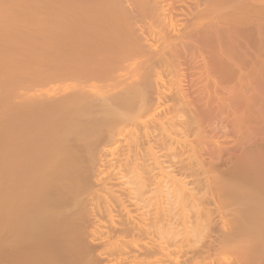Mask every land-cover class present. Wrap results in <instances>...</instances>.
<instances>
[{"label":"bare ground","instance_id":"bare-ground-1","mask_svg":"<svg viewBox=\"0 0 264 264\" xmlns=\"http://www.w3.org/2000/svg\"><path fill=\"white\" fill-rule=\"evenodd\" d=\"M173 3L0 0L1 39L19 21L26 28L14 31L27 42L18 36L17 46L29 49L17 75L13 40L0 41L2 74L17 75H3L13 89L0 97L1 247L60 241L82 208L105 264H202L216 242L245 261L264 259V161L219 148L220 163L204 159L206 88L221 86L222 61L204 70L194 40L206 34L191 28L199 4L176 15ZM206 232L211 243L218 233L208 250Z\"/></svg>","mask_w":264,"mask_h":264},{"label":"rangeland","instance_id":"rangeland-1","mask_svg":"<svg viewBox=\"0 0 264 264\" xmlns=\"http://www.w3.org/2000/svg\"><path fill=\"white\" fill-rule=\"evenodd\" d=\"M173 1L174 3L171 5L174 7L176 15H179L181 11L185 12V9H187V7L189 8V10H191L194 7L195 2L199 4L200 8L198 12L202 13V16L197 19V24L191 23V28L195 29L196 32L206 34L205 41L198 42L196 39L194 40V44L196 45V47L201 48L200 51H202V54L204 56V62H205L204 70L205 69L206 70L216 69V62H215L216 57L220 56L221 61H222V66H221L222 79H218V80L216 79V81H218V84L220 81L221 86L220 85L217 86L216 85L217 82H215V85H209L208 88L205 87L207 89L208 94L210 95H209L208 100L206 101L207 107L204 108V110L209 111V113H207L205 119L203 120L204 124L202 125V129H205V134L207 132L206 136L208 137L207 144L204 145L203 150H201V152L203 153L204 159L206 160L207 163L210 164V162L207 159H210L209 157L212 156L211 157L213 158L212 163H217V162L220 163L219 156H214V154L217 152V150L215 149L219 148V149H224L225 151L224 154L226 157L233 156L234 153H236L237 157L244 158L246 157L247 154H249L248 158H250L251 160L253 155L258 154L259 159L264 161V0H173ZM17 15L18 17H20L18 13L14 16L16 17ZM18 17L13 18V19L15 21L19 20ZM181 19L182 18L174 19L176 23V28L178 29H180L179 25L181 24V21H183ZM187 19L188 18H184V23L186 22L189 23ZM17 23L18 24H16V27L15 26L13 27V31L15 28H19V29L21 28L23 29L24 27L26 28V25L25 26L21 25L19 21ZM11 30L12 29H10L9 32H10V35L12 36L6 33V35L7 34L9 35V37L7 38L3 37L2 39L9 41V43L11 40H13L12 42L13 45L12 43H11V46L9 45L11 48L8 47L10 48V52L13 51L14 52L13 54H16L18 62L22 61L24 64V61L25 63L27 61V64H29L28 62L29 55L26 52L27 47L26 48L24 47L25 50L23 47H21L24 43L27 42L25 41L27 37L26 36L27 32L23 33L24 36L22 37L20 35L21 33L17 35L15 31L14 32L12 31L11 33ZM24 31H27V30H24ZM5 32L6 31H4V33ZM18 36H20V38L24 40L23 44H21L22 41H20L21 39H19ZM2 39L0 37L1 42L3 41ZM17 42H19V45H21L20 47H18L19 45L17 46ZM8 48H6L5 50L3 48L2 51L9 53V51L7 50ZM27 51H29V49ZM12 57H14V55H12ZM17 59L15 61H17ZM194 62L195 64L197 63L203 64V62L201 61V58H197V60H195ZM14 63L16 62H13V64L11 63L13 67L11 66L10 63L9 65H7L8 63H6V65L9 67L11 66L10 68L11 69L13 68L12 70L16 71L17 66L21 64L20 62L18 64H14ZM24 65L18 66V68L20 69L22 66L23 68H25L27 66V65L26 66ZM14 67L16 68V70ZM10 68L9 70H11ZM19 69L16 71V73L21 72L20 71L21 69L20 70ZM3 70L4 68L0 70L1 74L2 72L5 73V70L4 71ZM11 71H10V74H11ZM8 72L6 73V75L4 73L2 75L0 74L1 75L0 76V82H1L0 83V97L4 95V93L6 94H8V92L10 93L13 89V87H10L13 82L11 84L7 82V85L8 84L10 85L8 86L9 88H7V86H4L6 83H4L3 81V78H4L3 75L6 77V79L11 78L10 76H12V79H16L18 75V73L16 75L15 72H12V74L9 75ZM20 74L21 75L25 74V71H22V73ZM6 79L4 80L6 81ZM1 85H3L4 87ZM187 86L185 88H187ZM216 86L218 88H216ZM214 91H216L217 96L219 95L218 97H216ZM249 163H248V166H249ZM251 169L254 171L253 168ZM77 210L78 209H76L75 212ZM84 215L86 216L84 210L82 208L81 209L79 208L78 212L74 214L75 216L74 221L71 223L68 222L66 226H64V228L60 230L58 237L61 239L60 236L63 237L64 235L63 237L64 239H61L59 241L57 238V240L55 241L53 237V240L51 239L52 242H49L50 244H47L48 242V239H47L46 243L44 242L45 244L44 243L43 245L40 244L39 246L36 247V250L34 251L33 249H31L32 251L30 250L29 251L30 253L27 251L28 248H26V246L29 248L31 246L27 244H25L26 245L25 246L19 240H18L19 243L15 242L16 245L13 243L14 246L8 245V246L1 247L2 246L1 245L0 246V253H1L0 254V264H3V263L4 264H11V263L12 264H25V262L23 263L22 261H24L26 258H28V261L26 260L27 262L26 264H36V263L44 264L46 260L49 259L47 258L48 255H49L48 257L52 258V259H49V261H53V263L55 264H61L59 262H62V264H70V263L71 264H91V263L92 264H105L101 261L100 257L98 256L101 254V253L99 254V252L102 251V248H101L102 246L98 247L99 244H97L98 246L97 245L92 246L93 243L91 244L92 241H90V238L88 235V229L90 228L89 218L86 219ZM206 234L207 232L204 235L206 236ZM214 234L216 233H212V236L216 238ZM65 235H66V239H65ZM207 235H208L207 236L208 241L206 239H202V238H207L203 236L202 234V237L197 239V242H196L198 243L197 245L201 243L200 239H202V242L205 241L204 243H201L200 246L202 244L205 245L206 242H209L210 244L213 243L214 245L213 241H215L214 240L215 238L212 237L213 239L211 240L213 241L211 243L209 239V233ZM5 236L7 237L8 235H5ZM200 236L201 235H199V237ZM8 237H10V235ZM20 238L22 237L20 236ZM57 243L59 244V246ZM192 243L193 242L191 241L189 245ZM209 243H206L207 250L209 247L208 246ZM195 245L196 244L194 243V246ZM206 245L205 246L202 245V246L205 248ZM41 246L43 247L44 252L43 250H41ZM95 246L97 247L94 249ZM216 246H218L217 242L215 243L214 246L210 245L211 247L210 253H209V250L206 251L207 254L208 255L210 254L209 256H211V259L208 256V260H210V263L206 259L207 254L205 253V249H204L203 258L206 260L204 262V259L202 258V264H207V262L208 264H211V262L212 264H215V263L216 264H221V263L222 264L223 263L224 264H240L243 258H244L243 260L245 261V257L244 256L242 257L241 255L238 256L239 253L236 251H233L234 249H232V251L231 249L230 251H228L229 250L228 249L225 252L227 248H224L225 250L222 248L224 250L223 251L221 248L219 249V246H218V249H219L218 255L222 254V256L220 255L221 257L220 256L217 257V255L214 254L215 249H213L214 247L216 248ZM199 248L200 247H198V249ZM46 249H50L53 251L51 252L50 250H46ZM72 250L74 253L72 252ZM212 251L214 253H212ZM220 251L221 252L223 251V252L220 253ZM42 252L45 253V257ZM47 252H49V254ZM62 252L65 254H63ZM232 252L233 254L236 252L234 254L235 257H233V255L231 254ZM41 253L43 256L41 255ZM237 253H238L237 255L238 257H236ZM254 253L257 254V251ZM258 253H261V252L259 251ZM25 254L27 255L30 254V255L27 256ZM36 255L38 256V258ZM259 255L260 254H258L257 259L259 258ZM11 256H13V258ZM21 256L25 258L24 259L20 258ZM252 256L254 257L255 255H252ZM262 256H264V254ZM212 257L213 258L215 257V258L212 260ZM66 258L68 260H66ZM219 258H221L220 259L221 262ZM227 258H228V262L227 260L224 261ZM237 258L238 260H236ZM19 259L20 261H18ZM248 259L250 260H247L241 263L242 264H264L263 257L262 259L260 258V260L258 259L257 261H255L256 259L252 261L251 260L252 258H248ZM179 260H183V258L181 259L178 258V262ZM180 264H182V261L180 262Z\"/></svg>","mask_w":264,"mask_h":264}]
</instances>
